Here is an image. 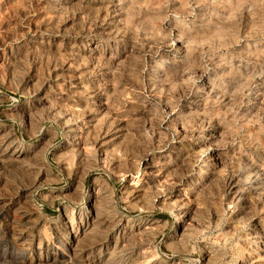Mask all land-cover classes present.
<instances>
[{
  "label": "rangeland",
  "instance_id": "rangeland-1",
  "mask_svg": "<svg viewBox=\"0 0 264 264\" xmlns=\"http://www.w3.org/2000/svg\"><path fill=\"white\" fill-rule=\"evenodd\" d=\"M0 264H264V0H0Z\"/></svg>",
  "mask_w": 264,
  "mask_h": 264
},
{
  "label": "bare ground",
  "instance_id": "bare-ground-1",
  "mask_svg": "<svg viewBox=\"0 0 264 264\" xmlns=\"http://www.w3.org/2000/svg\"><path fill=\"white\" fill-rule=\"evenodd\" d=\"M251 187V186H250ZM98 220V219H97ZM120 252V251H119ZM93 260V259H92Z\"/></svg>",
  "mask_w": 264,
  "mask_h": 264
}]
</instances>
